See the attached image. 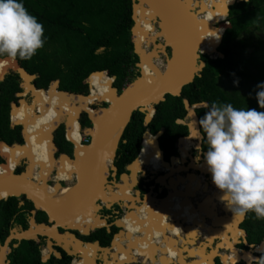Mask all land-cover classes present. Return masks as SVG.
<instances>
[{
    "label": "trees",
    "instance_id": "obj_1",
    "mask_svg": "<svg viewBox=\"0 0 264 264\" xmlns=\"http://www.w3.org/2000/svg\"><path fill=\"white\" fill-rule=\"evenodd\" d=\"M18 2L23 3L28 12L37 18L44 29L42 37L44 41L43 47L29 60L17 59L31 73H37L40 76L37 83L39 88H45L51 82L49 90L48 92L44 91L46 95L42 91H39V95L43 99L39 100L35 112L32 106H29L27 108H30V112L27 116H23L27 112L26 106L28 105L23 102L22 106L19 109H15L12 114V121L17 125L15 117L19 111L23 110L18 115L19 121L26 120L31 122L36 119L35 114L38 109L40 121L36 122V132L38 134L43 129H46L45 131L43 130L44 133L41 136L48 138L41 140L44 149L40 146L31 147L34 164L28 176L34 168H37L42 179L44 160L48 159L46 172L50 176L53 165L49 150L50 131L55 128V125H59L62 119H67L68 116L77 118L80 108L94 113L96 111V106L94 105H97L98 102H103L89 99L91 82L98 80L99 96L101 93V98L98 99H105L109 89V82L106 80L112 78L113 75L117 78L114 87L120 91L124 88L125 84L133 82L139 77V73L133 71L134 65L138 60L137 56L133 53L131 41V29L134 26L132 20L133 1L18 0ZM222 9L223 7L220 8V13L216 16L218 22L225 21ZM228 20L231 23V28L225 31L219 47V52L224 54V58L211 59L209 56H202V61L206 63V67L201 76H197L192 84L183 89L181 97L167 96L165 102L156 106L157 115L148 127L144 126L145 115L143 113L137 111L133 114L123 134L118 150V157L115 161V165L118 166L121 172L124 171L126 165L131 164L139 157L142 150L143 135L146 131H150L155 135L157 132L164 130V135L161 138L163 147L167 150L168 156L177 154L175 149L177 139L188 134L187 127L175 123L177 119L183 118L186 114L183 103L184 99H187L191 105L208 103L206 107L198 110L200 119L203 118L208 107L213 102L217 104L231 103L237 109L246 110L247 108H254L257 111H264V109L259 108L256 99V93L259 91L257 85L264 83V0H249L235 3L230 7ZM138 29L136 36L139 42L142 34V26L139 24ZM224 29L225 27L221 25L219 30L212 32L220 38ZM213 33L208 31L210 38L206 39L216 49L221 40L214 41L215 37ZM7 61L8 59H3L0 60V63ZM88 77V81L85 82ZM12 79L13 77L9 76L4 82H0V142L13 145L22 143L23 140L21 130L17 127L11 128L9 123L10 105L16 100L13 94L14 84ZM233 79H239V83L242 86L234 84L226 85L228 81H233L234 83ZM54 80H61L63 82V90L71 93L86 91V96L77 98L76 96L63 94L57 90L56 84L59 82L57 83ZM94 98L97 99L95 96ZM93 106L95 109H93ZM56 113L57 118L55 117ZM83 122L85 124L89 123L87 117L83 119ZM28 129L32 128L28 127ZM72 132L76 147H78L80 156H82L83 150L79 148L82 141L79 122L74 121L73 127L68 123L66 137L70 141H74ZM187 139L188 137L179 140L178 147L181 143H185ZM64 146L72 148L69 142H65ZM144 147H148L154 155H161L154 138L150 135L147 137ZM25 148L26 146L12 149L1 145L0 152L7 158L8 163L13 162V165H17ZM205 149L207 151L206 143ZM42 150H45V152ZM143 153L148 155L150 161H160L162 163V157L152 156L146 149L141 154ZM66 161L68 159H64L61 162ZM3 162L0 157V164ZM69 166L72 165L66 164L60 170L61 173L59 174H61L63 179L67 178L63 170H67ZM21 200L11 197L7 201L0 202V243L2 244L8 234L10 226L8 222L21 211V208L18 207ZM167 203L169 202L167 201ZM27 204L26 207H33L30 202ZM183 205L186 204H175V215L180 216V207ZM208 205L206 206L207 209L213 207H209ZM154 207L155 213L157 209ZM171 210L172 205L169 204L166 214L159 209L158 212L161 213V215L159 214L160 219H153L154 222L148 221L149 224H153L159 228L163 227L158 231L146 227L149 235L152 234L151 238L157 236L158 232L163 231L165 226L162 225V217L173 216L171 215ZM191 216L198 218L197 214ZM25 218V214H20L17 222L22 224ZM131 220L133 226L141 224L134 217ZM170 226L173 225H167V227ZM241 227L247 233L248 245H259L264 241V219H257L254 213L249 212ZM103 240L104 245L109 244V240ZM243 248L247 249L248 247L243 245ZM258 248L261 250L260 253H264V243ZM22 249V251L25 250L28 253H40L38 245L31 242H24ZM223 257L228 258L227 256ZM224 261L227 264L230 260L224 259ZM257 264H264V255Z\"/></svg>",
    "mask_w": 264,
    "mask_h": 264
},
{
    "label": "water",
    "instance_id": "obj_2",
    "mask_svg": "<svg viewBox=\"0 0 264 264\" xmlns=\"http://www.w3.org/2000/svg\"><path fill=\"white\" fill-rule=\"evenodd\" d=\"M241 1H249V0H235L232 3H229L227 6L223 7L222 9L223 13L226 15L225 21L213 24L212 22H209L207 19L198 20V17L195 14V12L190 10L189 8L190 0H133V19L135 21V26L132 29L133 35L131 39L135 43V52L140 57V63L137 65V67L142 69L141 75L137 77L133 82L128 84L126 87H124L120 93L114 87L116 76L113 75L112 76L114 79L113 84H112L113 93L110 97V100L107 102L105 101L98 102L97 105H94L96 106V109H95L96 111L94 113L86 111L83 108H80V110H78V113H77L78 119L81 118V115L84 114L85 112L92 123V128L86 129L84 131V134L90 138V142L87 145H81V148L83 150L82 156L78 155V149L77 147H75L73 157L62 154L60 155L59 158H57L56 152L58 151V147L54 143V132L57 130L58 125H55V128L49 133V137L51 138V142H52V148L54 151V154H53L54 163H56L58 160L63 161L64 159H68L72 163V165H74V167L76 168V171L74 174V176H76V184H75V189L71 196V199L68 200L63 205L59 206L57 210L52 209L50 206L49 207L40 206V204H43L41 202L42 191L40 190L36 191V189L34 188L35 181L26 179V173L29 171V167L31 166L29 159L24 157L19 162L17 167L14 170H11L10 167L7 166L8 165L7 158L0 152V156L2 160L4 161L2 164H0V192L6 193L5 197H0V202L7 201L11 197L21 198L25 196L27 200L31 201L34 204L36 210L42 211L45 214H47L50 222L53 224V226L51 227L45 224L38 225L36 224L35 220L32 219L31 220L32 226L36 230H34L33 227H31L29 230H25L22 232H19L16 229H14L12 231L11 236L8 237L5 243L4 244L0 243V264H9L7 260H8V253L11 252V248L9 247V245L12 240L15 239L18 241H22V240L36 241L38 238V235L50 236L53 233H55L57 235L56 237L58 238L61 236V233L58 231V227L62 229H74L71 226L72 224L71 222L73 221L75 215L77 214L81 215V213L93 207V209L95 210V216L100 218V216H98L97 213L103 208L101 204H104L107 209H111L114 204H120L121 201H124V198L120 197L119 199L113 202H108L107 193H109L108 191H114L113 185L111 184L109 177L111 175L115 177L116 172H117V167L114 165H110V164L111 163L113 164L116 158V152L118 149L119 141L122 138L127 126L129 125L133 114L137 111L143 113L145 115L144 126L148 127L152 121V119L148 120L149 110H153V113H155L156 106L165 102L167 96H172V97L182 96L183 89L186 86L192 84L195 81L197 76L200 77L201 73L206 67V63L202 61V56H209L210 58H212L213 56V55H210L209 53H203L201 51L200 42L202 40L201 38L202 32L215 31L218 29V27H220L221 25H224L225 27L224 33H223V36H224L225 31L231 28V23L228 20L230 16V7L233 6L235 3L241 2ZM195 3L199 5L198 6L199 9H203V2H200L198 4V1H195ZM138 6H141L142 10L144 11L148 10V7H150L154 12L152 14L151 21L154 25H158L159 27L158 32L163 31V28L166 27V29L169 31L172 37V45H168L166 41H164L165 42L164 44L158 43V40H160V38L154 37L152 39L155 41L153 43L155 45V49H156V46H159L160 49L163 48L164 50L167 47L171 48L172 56L170 58H167V66L169 64V60L172 61V66L170 69H168V67L166 66L165 70H161L154 61V58L156 59V57H153L151 64H152V67L154 68L153 71L155 72V76H149L150 82L144 76L142 65L143 63H146V61H149L148 60L149 58H147V55H152L155 49L152 52H148L146 53V55H143L142 51H144V49L140 48L135 41V34L139 30L137 26L138 22L135 16V9ZM198 7L196 8L197 12H198ZM205 13L206 12H202V16L205 15ZM198 22L205 23L203 27L204 29H202L201 31H198V24H199ZM223 36H222L221 42L218 44L216 51H215L216 52L215 54H217L219 58H224V54H222L218 50L222 43ZM159 56L160 55L157 52V57ZM6 59H11V58H6ZM0 60H3V59L0 58ZM9 68H13L14 71L19 72L23 78L24 77L27 78L28 84H30L31 80L34 79L33 76H29L26 73V71L22 67L19 66L18 62L15 59L14 64H12V66L10 67H6L3 70L2 74H0V81L4 80V76L8 73ZM102 72H108V71H102ZM56 82L58 83V81ZM56 85H59V83ZM29 88L32 92L35 91V88L33 86L30 85ZM63 94L74 96V97L76 96L74 95V93H69V92L63 93ZM184 103H185L187 110L193 117L192 124L190 125L191 135L193 134V128H194L196 132L195 137L198 138L201 133L198 132L199 118L196 112L199 109L206 107L208 103L204 102L200 104L191 105L187 99L184 100ZM104 104L106 105L101 106ZM14 107H15V104L13 105V108ZM191 111H193V113H191ZM120 123H123L124 125L121 129V135H120L119 141L117 142L114 151L112 152L111 155H109V158L107 160V157L105 156L106 155V137L108 133L116 125ZM178 123L183 124L184 122L182 120H179ZM23 126L25 129V124H23ZM67 127H68V123H67ZM147 133H149L152 136H156L158 138L157 147L162 156V163L164 162V165L169 166V163H167L164 160V154L160 148V140L163 137L164 132L159 131L156 135H153L150 131H146L143 135V142H142V147H141L142 150H143L144 137ZM23 134H24L25 141H27L25 130H23ZM181 139L183 138H180L179 140ZM199 141L202 142L201 139H199ZM71 143L75 145L74 142L71 141ZM1 145H5L12 149L23 148L26 146V145H19V144L8 145L5 142H1L0 146ZM198 148H200V144H198ZM142 150H141V153H142ZM140 155L136 160H134L131 164L127 166V171L131 172V177L129 178V176L126 173L122 174L121 180L124 182V184H115L116 187L122 189L126 187V185L129 183L128 181L130 180L132 181V183H130L132 185L131 188L137 184V174L138 173H134V170L131 169V167L137 163L138 159L140 158ZM24 159H28L29 161L26 171L18 174L16 173V169L19 167L20 163ZM173 159H177L179 163L180 161L181 163L184 162V159H180L178 156H173L171 158V161ZM180 168L184 169L185 167L180 166ZM56 171L57 170L55 168L52 174ZM200 171L202 172V170ZM153 172L156 173L157 170L154 169ZM204 175L205 176L210 175V179L212 178L211 173H206ZM161 179L162 177H160L157 180V182L163 185L164 183H162ZM172 180H171V183H172ZM134 181L136 182L135 184H134ZM47 182L48 180L45 182L42 181L41 184H45L46 186H48ZM211 183H212V179H211ZM57 185H59L60 188L63 187L61 185V182H59V184ZM208 186L206 185V188ZM161 191L162 190H160V192ZM171 191L172 192L168 193L167 198H169V196H171L172 194H175L177 192L179 193L182 192V191H177L175 189H172ZM148 195L152 196V198L154 199V204L156 205L160 204L158 205L160 206L159 207L160 211L166 214V212L168 211L169 203L164 202V200H166L167 198L160 199L158 197L159 196L158 194H154V192L151 193V191L145 195V198ZM130 198H131L130 201L139 200L140 203L142 202L141 206H135L136 207L135 209L142 208V206L144 205L143 203L145 202V198L144 200H141L140 198H134L133 196H130ZM207 200H210L209 196L206 197L202 202L198 203L196 207L197 208L202 207V204H204ZM151 206L147 209L148 218H151L154 216V213H153L154 206L152 207ZM134 212L135 210L132 209L128 214H131ZM35 213L36 211H33V214ZM246 216L243 218L235 217L233 222L236 221V223L235 225H231V229L229 233L232 235L234 231L233 228H234L236 232H239L241 234V237L244 238V243L248 244V242L245 239L246 231L241 228V225L244 223ZM155 217H157V215H155ZM228 217L233 218L234 216L232 214V216L228 215ZM211 219L213 218L211 217ZM218 220L221 222H219ZM215 221L220 223L221 228L220 229L217 228L216 230L220 234L226 229L225 223L222 222V217L220 216L216 217V219L213 221L212 223L213 226L217 225L215 224ZM123 223H124L123 219H118L116 221V225L120 229L118 234L125 232V234L128 235V232L122 229L124 227V225H122ZM228 227L230 226L228 225ZM158 228L159 227L156 226V229ZM86 233H89V231H86ZM118 234H116V236ZM72 237L75 238L73 235ZM166 237L170 238L169 235H167ZM51 238L55 239V237H51ZM57 238L55 240H57L58 244L61 245L62 243ZM115 238H114V241L112 242V246H114ZM143 238H144V235L142 236V239ZM77 242L80 244L82 248L83 247L82 242L80 241H77ZM238 243H240L239 239L236 244ZM263 243L264 241L257 246L253 244L249 245L250 250H243L242 253H246L247 255L249 253H253V251H256L255 249L259 247L260 245H262ZM87 245L97 246L98 250L102 251L103 253L104 251L110 252V249H111V248L101 247L98 242L85 244V246ZM235 245H234V250L238 251ZM151 246L154 247L155 245L153 244ZM63 248L66 250L67 253H72L73 255L81 254V252L70 250L69 247L66 248L65 245H63ZM227 249L231 251L229 248ZM251 249H254V250L251 252ZM212 252L213 250H211L210 253H208L207 251L208 255L212 254ZM106 254L104 255L106 256ZM214 256L215 257H213V259L210 261V264H215V258L218 256V253L217 254L215 253ZM156 260L159 261L160 259L156 257ZM222 260H223V257H222ZM239 260L240 259H238V261ZM147 262L150 264H155V263L161 264L160 262H153L150 259H148Z\"/></svg>",
    "mask_w": 264,
    "mask_h": 264
},
{
    "label": "flooded vegetation",
    "instance_id": "obj_3",
    "mask_svg": "<svg viewBox=\"0 0 264 264\" xmlns=\"http://www.w3.org/2000/svg\"><path fill=\"white\" fill-rule=\"evenodd\" d=\"M133 1V0H132ZM148 9H149V7H148ZM132 10H133V5H132ZM152 9H149V11L147 10V12L149 13V14H153V11H151ZM132 20H133V22H134V26H135V21H134V19H133V13H132ZM133 26V27H134ZM158 26V25H157ZM219 28V27H218ZM133 29V28H132ZM132 29H131V35H133L132 34ZM209 38H210V35L207 33L206 34ZM162 42H163V44L165 43L164 41L165 40H162V39H160ZM160 40H158V43H161V41ZM131 41H132V39H131ZM135 41H136V37H135ZM132 44H133V53L137 56V58H138V60H137V62L135 63V65H134V68H133V71L135 72V73H139V76L141 75V71H142V69L141 68H139V67H137V65L140 63V57H139V55H137L136 54V52H135V43L132 41ZM155 49V45L154 44H152V48L149 50V51H147V52H152L153 50ZM158 52V54L160 55V56H162V55H165V57H168V58H170L171 56H172V50H171V48L170 47H167L165 50H164V52H162L160 49L157 51ZM159 56V57H160ZM0 58H2V59H6V58H8L7 56H0ZM218 58V57H217ZM211 59H213V58H211ZM156 59L154 58V61H155ZM16 61L18 62V64H19V66L20 67H22L25 71H26V73L29 75V76H33L34 77V79L33 80H31V82H30V84H26V80H25V78H23L21 75H20V73L19 72H17V71H14L13 70V68H9V71H8V73L4 76V80L3 81H0V82H4L9 76H11V77H13V79H12V81H13V86H14V92H13V94H14V97L16 98V100L14 101V102H12L11 103V105H10V114H9V123H10V127L11 128H15V127H17L18 129H20L21 130V133H22V140H23V142L22 143H16V144H19V145H28V143H27V141H25V139H24V134H23V130H24V126H23V124H17V125H15L14 123H13V121H12V114H13V111L15 110V108L16 109H19L21 106H22V103L24 102V103H26V104H28V105H35L36 107H35V109L37 108V106H38V102H39V100L40 99H36V100H34L35 99V97L33 96V92L31 91V90H28V88H27V86H33L34 88H35V91H40V90H43V91H46V92H48V90H49V87H50V84H51V82L50 83H48V85L45 87V88H39L38 87V85H37V83H38V79L40 78V76L36 73V74H34V73H31L26 67H24V66H22L21 64H20V62L18 61V59L16 58ZM12 66V65H11ZM10 67V66H9ZM147 67H148V69L150 70V65L147 63ZM205 69V68H204ZM143 73H144V76L146 77V76H149V75H152L153 73L152 72H147V71H145V70H143ZM147 73V74H146ZM91 76V75H90ZM89 76V77H90ZM88 77V78H89ZM87 78V79H88ZM149 78V77H148ZM87 79L85 80V82L87 81ZM117 79V78H116ZM234 80V83H233V81H228L227 83H228V85L229 84H234V85H236V86H242V84L241 83H239L240 81H239V79H233ZM54 81H58L59 82V85H57V90L59 91V92H62V93H68L69 91H66V90H63L62 89V86H63V82L61 81V80H54ZM116 81V80H115ZM53 82V81H52ZM232 82V83H231ZM114 84H115V82H114ZM227 85V84H226ZM117 89V88H116ZM118 90V92L120 93L121 91L119 90V89H117ZM0 92H1V87H0ZM88 92H90L89 90H88ZM69 93H71V92H69ZM74 93V92H73ZM86 91H79V92H76V93H74V95H76V97L78 98V97H81V96H86ZM112 93V86H111V88H110V90H109V94H111ZM74 97V96H73ZM94 97V96H93ZM167 98V97H166ZM103 100V99H102ZM101 99H98V100H96V101H102ZM184 100H186V99H184ZM34 101H36V103H34ZM95 101V100H94ZM104 102V101H103ZM184 103V102H183ZM15 104V107L13 108V105ZM106 104H104V105H101V106H105ZM100 106V107H101ZM27 107V106H26ZM26 109V108H25ZM93 109H95L94 108V106H93ZM184 110L186 111V114L183 116V118H181V119H177L176 121H175V123L177 124V125H182V126H185V127H187V130H188V134H186L185 136H181V137H179L178 139H177V142H176V144H175V149H176V151H177V154L176 155H172V156H168V154H167V150L163 147V145H162V142H161V140H160V148H161V150L163 151V154H164V160L167 162V163H169V166H167V165H165L166 167L164 168V166H163V169L161 170V171H158L157 170V172L155 173V172H153L154 170H152L151 168H149L148 167V169L147 170H141V171H139L138 172V174H137V184L136 185H134V187H132L131 188V196H133L134 198H140L141 200H144V198H145V195L146 194H148L150 191H151V193H153L154 192V194H158L159 196V198L160 199H165V198H167V196H168V193L169 192H171V190L169 189V186H171L172 184L174 185V188L175 189H177L178 187H179V185H178V179H176V178H178L179 176H181V177H187V179L189 178V177H191L192 175H193V173L197 176V178H198V181H196L195 182V184L196 183H198V186H199V189H201L202 188V186H203V188H202V190L204 189V188H206V185L208 186V189H210V187H211V179H210V175H207V176H205L200 170H198V169H195L194 170V168H193V166L194 165H200V166H198L199 168H202L201 167V165L204 163V153H206V149H205V143H203V141L202 142H200V141H198V143H193L191 146H189V148H188V153H190V155L191 154H193V152H194V150H198V152H200L201 153V159H203V160H201V161H193L192 162V160H193V157H192V155L191 156H189V157H186V154H185V151L187 150V144H189L190 143V139H191V131H190V125L188 124V123H186V121L187 120H189L188 119V116L189 117H191V119H190V122L192 123V121H193V117H192V115L189 113V111L187 110V108H186V106H185V103H184ZM34 112H35V110H34ZM36 112H37V114L39 113L38 112V109L36 110ZM197 113V116H198V118H199V115H198V111L196 112ZM157 115V109H156V112L152 115V121H153V119L155 118V116ZM85 117H87V120H88V124H85L84 122H83V119L85 118ZM148 118H149V113H148ZM79 120V123H80V125H81V134H82V141H81V145H87L89 142H90V138L89 137H87L85 134H84V131L86 130V129H89V128H92V123H91V121H90V119L88 118V116L86 115V113L84 112V114H82L81 115V118H79L78 119ZM179 120H182L184 123L182 124V123H178V121ZM199 120H200V118H199ZM38 121H40V120H38V119H34L33 121H32V129H28V128H26V131H27V134H28V136H29V148H27V151H28V159H29V161H30V165H32L33 166V164H34V157H33V152H32V149H31V147H33V146H36V147H41V148H43L44 149V147H43V145H42V142L41 141H38L37 139H36V135H37V132H36V122H38ZM151 121V122H152ZM67 123H68V120L67 119H62V122L58 125V128H57V130L54 132V143H55V145L58 147V151L56 152V157L57 158H59L60 157V155H62V154H65V155H68V156H70V157H73V155H74V150H75V145H73L72 143H71V141L66 137V134H67ZM163 132H164V130H162ZM158 133V132H157ZM156 133V134H157ZM155 134V135H156ZM150 134H147V136H149ZM72 136H73V132H72ZM147 136L145 137V139H147ZM150 136H152V135H150ZM153 138H154V141H155V144L157 145V142H156V136H152ZM188 137V139H187V141L185 142V143H181L180 144V146L178 147V142H179V139L180 138H187ZM41 138H43L42 136H41ZM50 138V137H49ZM59 138H61V140H59ZM122 138H123V136H122ZM122 138L120 139V141H119V145H118V149H117V152H116V158H115V160H114V162H113V165L114 166H116L115 165V161H116V159H117V157H118V150H119V146H120V143H121V141H122ZM51 139V138H50ZM144 139V141H145V143H146V140ZM158 139V138H157ZM65 142H69L71 145H72V148L70 149L69 147H65L64 146V143ZM72 142H74L75 143V141H72ZM142 142H143V140H142ZM1 143V142H0ZM6 143V142H5ZM34 143V145H32ZM124 143H126V141H124ZM144 143V144H145ZM8 144V143H7ZM198 144H200V148H198ZM8 145H12V144H8ZM26 145V146H27ZM64 146V147H63ZM141 147H142V145H141ZM143 148H144V146H143ZM43 152H45V150H42ZM52 151H53V149L51 150V155L52 156H54L53 154L54 153H52ZM173 156H178L180 159H184V162L183 163H181V161H180V163L178 162V163H176V164H173V162L176 160V162L178 161L177 159H173L172 161H171V158L173 157ZM1 157V156H0ZM144 159H145V161L146 162H148V163H152L150 160H148L147 158H145V157H143ZM23 159V155H21V157H20V161ZM28 159H24L25 161H26V163H27V165H28ZM23 160V161H24ZM48 159H46V160H44V165H45V168L43 169V171H42V179H43V181H47V180H49V182H48V186H49V184L51 183V178H52V176H54L55 174L56 175H58L59 173H61V171H59L58 172V170L63 166V163L64 162H61L60 160H58L56 163H54L53 165H52V172H53V170L56 168V172H54L53 174H52V172H51V176L46 172V170H47V161ZM19 161V162H20ZM22 161V162H23ZM69 161V160H68ZM18 162V163H19ZM196 162V163H195ZM192 163V164H191ZM2 164V163H1ZM162 164H164V162L162 163ZM72 165V164H71ZM177 165V166H176ZM191 165V166H190ZM127 166L128 165H126L125 166V169H124V171L123 172H121L120 171V169L118 168V166H116L117 167V172H116V176L115 177H113L112 175L109 177V180L111 181V180H115V184H124V182L121 180V175L122 174H124V173H126L128 176H129V178L131 177V172H129V171H127ZM180 166H184V167H186V169H187V172H185V171H176L173 175H172V169H170V168H176V170L177 169H179V170H181L182 168H180ZM190 166V169L189 168H187V167H189ZM70 167V166H69ZM69 167L67 168V170H63V172L65 173V176L66 177H70L71 176V174H70V170H69ZM133 168V170H135V168H136V165H134V166H132ZM140 167V166H139ZM23 168V169H22ZM26 166H24V167H21V165H20V167L19 168H17L16 169V173H18V174H20V173H23V172H25L26 171ZM32 168V167H31ZM207 168V167H206ZM189 169V170H188ZM203 170H204V168H203ZM208 170V169H207ZM204 171H206V170H204ZM58 172V173H57ZM183 175H182V174ZM171 175V176H170ZM174 175H175V177H174ZM178 175V176H177ZM199 175H201V178L199 179ZM50 176V177H49ZM169 176V177H168ZM62 177V176H61ZM160 177H162V178H164L165 177V182H164V184L162 185V184H159L158 182H157V180L160 178ZM202 177H204L205 179H202ZM53 179V178H52ZM173 179V180H172ZM171 180H172V183H171ZM34 181H36L35 179H34ZM68 179H63L62 178V181H61V185L63 186V187H65L66 185H68ZM206 181V182H205ZM129 183H128V186H132L130 183H132V181L130 180V181H128ZM166 183V184H165ZM66 184V185H65ZM115 184L113 185V187H114V191L116 192L117 190H119V188H117L116 186H115ZM194 184V187H193V189H192V192H191V194L193 195V194H195V193H193V191H194V189H195V185ZM53 185H55V183H53ZM65 185V186H64ZM152 186H153V189H152ZM152 189V190H151ZM199 189L196 191V193L199 191ZM207 189V188H206ZM206 189H204V190H206ZM160 190H162L161 192H160ZM179 191V190H178ZM212 191V190H211ZM125 193H126V191H124ZM119 193H120V191H118L117 193H115L113 196H112V198H114V197H116V198H120L118 195H119ZM124 193V194H125ZM138 193V194H137ZM179 193V192H178ZM181 196H180V199L179 200H177V201H175V202H179V201H188V199L184 196V195H182L181 193H179ZM178 194V195H179ZM206 195L208 194V193H205ZM212 194H213V197L209 200V202L207 203V205L208 204H211L212 202H214L215 203V205H213V214H215L216 213V209H217V211H218V216H220V217H223L222 218V220H227V219H229L230 217H228V215L229 216H232L231 214L232 213H229V214H227L223 209H224V207H225V204H223L222 202H219L220 200H219V198L221 197V196H219V195H221V193L217 190V195L218 196H216L215 195V192L213 193V191H212ZM128 196V194H125V196ZM118 196V197H117ZM127 196H126V198H127ZM129 197V196H128ZM147 197V196H146ZM149 198V197H148ZM206 197H204V199H205ZM19 199H22L20 202H19V204H18V207L19 208H21V211L17 214V215H15L11 220H10V222H8L9 224H10V226H9V229H8V234H7V236H6V238H5V241L8 239V237L9 236H11V234H12V231L14 230V229H16L17 231H19V232H22V231H25V230H29L31 227H32V222H31V220L32 219H34L35 220V222H36V224H38V225H40V224H45V225H48V226H53V224L50 222V220H49V217H48V215L47 214H45L44 212H42V211H39V210H36V208H35V206H34V204L31 202V201H29V200H27L26 199V197L24 196V197H21V198H19ZM170 199V196H169V198H167L166 200H164V202H167L168 200ZM204 199H202L201 200V202L204 200ZM131 200V198H129V201H126V200H124V201H121V203L120 204H114L113 205V207L111 208V209H107L106 208V206L104 205V204H101V206L103 207L102 208V210H100L98 213H97V215L98 216H100V218L99 217H97V216H95V211L94 212H87V216L86 217H80V216H77L76 217V220L71 224V226H72V228H74V229H62V228H60V227H58V231L61 233V236H63V235H65L64 237L68 240H70V236L71 235H73L75 238H73L76 242L77 241H80V242H82V246L83 247H86L85 246V244H87V243H95V242H98L99 243V245L101 246V247H103V248H111V255H107L106 256V258L108 259L107 261H109V262H111V261H114L113 259V254H115L114 252H116L115 250L116 249H114L113 248V246H112V242L114 241V238H115V236H116V234H118L119 233V231H120V229L118 228V226L116 225V221L118 220V219H123V218H120L119 216L122 214V212H123V207L127 204L128 206H130V205H132V204H138L139 206H141V204H142V202L140 203L139 202V200H135V201H130ZM145 200H146V198H145ZM193 200V199H192ZM215 200V201H214ZM219 200V201H218ZM114 201V200H113ZM112 201V202H113ZM28 202H30L31 204H32V208H30V207H26L28 204ZM220 203V204H219ZM144 204V203H143ZM148 204V203H147ZM146 204V205H147ZM146 205H143L142 207H143V210H144V220H146V218H147V209H146ZM155 207H156V214L155 215H159V213L157 212V211H159V207L160 206H158V205H160V204H158V205H156V204H153ZM149 206V205H148ZM147 206V207H148ZM186 206H188V207H192L193 208V210H194V208H195V205L191 202V201H188V203L185 205V206H183L182 208H181V211L183 212V213H187V212H190L189 210H187V208H186ZM149 208V207H148ZM220 209V210H219ZM132 210V209H131ZM131 210H128L127 212H124V216H127V214L131 211ZM154 210V209H153ZM187 212H186V211ZM33 211H36V213L35 214H33ZM20 214H25V220H24V222L22 223V224H20V223H18L17 221H18V217H19V215ZM133 214V213H132ZM123 215V214H122ZM123 216V217H124ZM135 217V216H134ZM247 217V216H246ZM135 218H137V217H135ZM205 218V217H204ZM132 216H130V222H131V224H132ZM156 220L157 219H160V215H159V218L158 217H156L155 218ZM137 220L141 223V224H147V223H142V221H144V220H139L138 218H137ZM150 220V219H149ZM148 220V221H149ZM166 220H169L170 222H172V223H175L177 226H182V221H183V217L180 215H178L177 217H175V216H170L169 217V219L168 218H165V217H162V225H164V226H166V224H167V222H165ZM246 220V219H245ZM178 221H180V223H177ZM211 221H212V223H213V221H214V219H211V218H208L207 217V222H208V224L210 223V227H213V225H212V223H211ZM86 222H93L92 224H87ZM245 222V221H244ZM18 223V224H17ZM122 225H124V223L122 224ZM206 225H207V223H206ZM125 226V225H124ZM209 227V226H208ZM209 227V228H210ZM219 229L221 228V227H218ZM242 228V227H241ZM124 231H126V229H125V227H123L122 228ZM132 229L133 230H135V231H138L139 232V235H136L135 237H133V241L134 242H136V243H139L140 244V242L143 240V239H145V236H146V239H148V240H150V235H149V233L147 232V230H146V227H143V228H139V229H135V228H133L132 227ZM243 229V228H242ZM205 230H207V229H205ZM244 230V229H243ZM86 231H89V233H86ZM143 231L145 232V234L146 235H144L143 234ZM161 233V232H160ZM160 233L157 235V236H155V237H152L151 238V244L153 245V243H154V239H156L157 237H160ZM70 235V236H69ZM122 235H124L125 236V232H123L122 234H120V237L122 236ZM144 235V238L142 239V236ZM169 235V234H168ZM69 237V238H68ZM96 237H98V239H96ZM228 237H230V233H229V235H228ZM171 238H173V237H170V238H167L168 239V241H169V245L171 246V248L173 249V250H175V251H177V246H174L172 243H171ZM72 239V240H73ZM103 239H105L106 241H108L109 240V244L108 245H104L103 243H104V240ZM135 239H136V241H135ZM246 241L248 242V239H247V233H246ZM73 240V242H74V244H76V247H77V243L75 242ZM5 241H4V243H5ZM239 241H240V243L238 244V248L240 249V251L241 250H250V248H249V245L248 244H245L244 243V238L243 237H239ZM24 242H31V243H35V244H37L38 245V247H39V252L40 253H28V251H22L23 249H22V247H23V243ZM146 242V243H145ZM222 242V240L221 239H215V244L214 245H216V243H221ZM3 243V244H4ZM51 243V244H50ZM143 243H145V244H150V242L149 241H143L142 242V244ZM2 244V243H1ZM63 243L61 244V245H59L58 244V242H57V240H55L54 238H51L50 236H44V235H38V238H37V240L36 241H29V240H22V241H18V240H12L11 241V243H10V245H9V247L11 248V252L10 253H8V260H7V262L9 263V264H91V263H88V262H86V260H85V257L86 256H88V254H90V253H81V254H77V255H73L72 253H67L66 252V250L63 248ZM114 245H115V243H114ZM243 245L244 246H246V247H248L247 249H245V248H243ZM70 248V250H72V251H74L75 250V248H73V247H69ZM221 249V248H220ZM220 249H218L217 250V252H218V256L215 258V264H218V263H220V264H224V262H223V260H222V256H221V254L219 253L220 252ZM223 249H226V251L227 252H229V250L227 249V246H224V248H222L221 249V251L223 250ZM238 249V250H239ZM212 249H207V251H208V253H210V251H211ZM90 252V251H89ZM232 253H229L228 255H227V257H229L230 255H231ZM242 254H244V253H242ZM246 254V253H245ZM249 254H253V256L256 258V259H253L250 263H248L243 257H241L240 258V260L239 261H236L235 263H233V264H257V263H259L260 261H261V257L264 255V253H256V251H253V253H249ZM59 255V256H58ZM187 256V258H188V254H186ZM100 256H103V260L100 258ZM223 256H226V255H223ZM89 259L90 260H92L93 261V263L94 264H105L106 262V260H104V258H105V255H103V252L102 251H100V250H97V256H96V253H92V254H90L89 256ZM158 257V256H157ZM119 258H123V255H119ZM141 258V260H142V257H140ZM158 259H160V261H158V262H160L161 264H171L172 263V261H170V263H167V261L166 260H164V259H162V257H159ZM194 260H196V259H194ZM128 261H130V260H127L124 264H126ZM142 263H144V264H146L144 261H141ZM174 262H175V259H174ZM141 263V264H142ZM108 264V263H107ZM175 264V263H174Z\"/></svg>",
    "mask_w": 264,
    "mask_h": 264
},
{
    "label": "bare ground",
    "instance_id": "obj_4",
    "mask_svg": "<svg viewBox=\"0 0 264 264\" xmlns=\"http://www.w3.org/2000/svg\"><path fill=\"white\" fill-rule=\"evenodd\" d=\"M195 1L196 0H190V3H189L190 10H192V11L195 12V14L198 17V20L207 19L209 22H212L213 24L218 23V20H217V17L216 16L219 15L220 8L225 7V6H227L230 3V0H201V1L198 2V4L200 2H203V9H199V7H198L199 5H197L195 3ZM233 1H235V0H231V3ZM197 7H198V12L196 11V8ZM216 7L217 8L220 7V8H218L219 9L218 12H215L214 11V9H216ZM149 9H151V8L149 7ZM151 11H153V10H151ZM202 12H206L205 15H203V16L199 15V14H202ZM222 14L224 15V18H225L226 15L224 13H222ZM135 16H136V20L138 22L137 23V26H138V24L142 26L141 40L138 42L139 39L137 38L136 34H135V37H136V43H137V45L140 48H143L144 51H145V52L142 51V54L143 55H146V53H148L147 52L148 51L147 48L150 46V43L153 44L155 42L154 40H152L154 37L160 38L162 40H165L168 45H172V37H171L169 31L166 29V27L163 28V31H160V32L156 31L155 26H154V24L151 21L152 20V14H149L147 12V10L144 11V10H142L141 6H138L135 9ZM198 23H199L198 24V31H201L202 29H204L203 27H204V24L205 23L204 22H202V23L201 22H198ZM219 28L217 30H219ZM211 33H213V32H211ZM213 35H214L216 41L217 40H221L222 39V36H223V34H222L221 37L219 38L216 34L213 33ZM201 38H202V40L200 42L201 51L203 53H209L210 55H215L216 49L213 48V46L211 45L212 43L209 44V42H207V39L209 37L206 34H204V32H202ZM159 49H160V47L159 46H156V49H155L154 53L152 55H147V58H149L148 59L149 62L153 59V57H157V50H159ZM160 50L162 51L164 49L161 48ZM14 62H15V59H8L7 62L0 63V74H2L3 70L6 67H9L12 64H14ZM147 63H148L147 61H146V63H143V65H142L143 70H145L147 72L150 71V72L153 73L152 75H149V76H155V72L153 71L154 68L152 67V64H150V70H149L148 67H147ZM171 66H172V61L169 60L168 69H170ZM149 76H146V78L148 80H149V78H148ZM25 80H26V83L28 84V79L25 78ZM97 81L98 80H94L93 83L94 84H98L99 82H97ZM106 81L109 82L108 93H107V96H106L105 99H103V100L101 99L102 101H105V102L109 101L110 100V97L112 95V93L109 94V90H110V88H111V86L113 84L114 79L112 77V78H110V79H108ZM149 82H150V80H149ZM27 88H28V90H30L29 86H27ZM90 89H91V91H93V86L92 85H90ZM40 91H42L45 94V92L43 90H40ZM37 94L39 95V91H37V92L35 91L34 92V95H37ZM95 96H97V98H101V93H100V96H99V93L95 94ZM89 99L95 100V101L98 100V99H96V98L93 97L92 92H91V94L89 96ZM34 103H36V101H34ZM27 107H29V105H27ZM35 107H36L35 105H32L33 110H35ZM21 111H23V110H21ZM21 111H19V113ZM29 112H30V108H27V112L25 114H23V116H27ZM148 113H149L148 120L149 119H152V115L154 114L153 113V110H149ZM191 113H193V111H191ZM35 115H36V119L40 120V117H39L40 114H37L36 113ZM55 117L57 118V113L55 114ZM15 119H16V122L18 124H25V132H26V136H27V143H29V136L27 134L26 128H28V127L29 128L30 127L32 128V121L31 122H28L26 120L25 121H19L18 115L15 117ZM67 120H68V123L72 127H73V122L74 121L79 122V120L76 117H74V116H68L67 117ZM194 123H195V121H194ZM123 125H124L123 123H120V124L116 125L108 133V135L106 137V155L105 156L107 157V160L109 158V155H111L112 152L114 151L117 142L119 141V138H120V135H121V129H122ZM42 133H44L43 130L36 135V139L38 141H41V139H42L41 138ZM195 134H196V132H195V130L193 128V134L191 135V137L195 136ZM80 135L82 137V134H81V125H80ZM73 139L75 141L74 134H73ZM193 139H194V137H193ZM157 140L158 139L156 138V142H157ZM144 143H145V141H144ZM144 143H143V146H144ZM75 145H76V142H75ZM189 145H191V144H187V150L185 151L186 157L191 156L190 153H188V151H189L188 150V146ZM27 148H29V146ZM79 148H81V144H80V147ZM26 149L23 150V158L24 157L28 158V154L29 153H28V151H26ZM52 149H53L52 148V142H51V139H50V149H49L50 152H51ZM145 149L148 150L152 156H160V157H162L161 155H154V154H152L151 150L148 147H144L143 148V150H145ZM78 155L80 156V152L79 151H78ZM50 156L52 158V164H54L53 156L51 155V153H50ZM142 156L143 157H147V159L149 160V157H148L147 154H144V153L141 154L140 155V158L138 159L137 163L135 164L136 165V168L134 170V173H138L145 166L151 168L152 170L156 169L158 171H161L163 169V166H164V168L166 167L160 161H151L152 163H148V162L145 161V159ZM193 161H196V160L193 159L192 162ZM12 163L13 162L8 163L7 166L10 167L11 170H14L19 163L17 162V165H13ZM175 163H176V160L173 162V164H175ZM66 164H69L70 165L72 163L70 161H66V162L63 163V166L66 165ZM72 166H74V165H72ZM72 166L69 167L71 176H70V178L68 177L69 178L68 181H67L68 182V185H66L65 187H62V188H60V186L57 185V184L52 185V186H46L45 184H41V182L43 181V179H41L39 170L37 168H34L32 170V172H31V174L28 176V174L30 173V171L32 169L31 168L32 165L29 167V171L26 173V179H28V180L30 179V180H33V181L35 179L36 181H35V184H34V188L36 189V191H38V190L42 191V199H41V202L43 204H40V206H47V207L50 206L52 209L57 210V208L59 206L63 205L64 203H66L68 200L71 199V196H72V194L74 192L75 184H76V182H75L76 176H74L75 171H76V168L75 167H72ZM190 166L187 167V168L190 169ZM198 166H200V165H197V166L194 165L193 168L194 169H198V170H202V172L204 174L210 173L207 170L206 167L201 166L202 168H199ZM44 168H45V165H44ZM61 168L58 170V172L61 170ZM203 168L206 171H204ZM181 170H186L187 171L186 167L184 169L182 168ZM176 171H180V170L179 169L176 170V168L173 167L172 168V175ZM51 172H52V169H51ZM174 177H175V175H174ZM187 177H181V176H179L178 178H176V179H178V185H179V187L177 189H175L174 188V185L172 184L171 186H169V188L170 189H175L177 191L178 190L179 191H182L180 193L182 195H184L188 199V201H191L193 204H194V201L192 199L195 200V198L198 195H202L203 193L204 194H203V198L202 199H204V197H208V196L210 197V199L213 197L212 191L210 189H208V187H207V189L204 188L206 190H204V189L202 190L203 186H202L201 189H199V191L197 193H195L196 192L195 191L194 192L195 194L192 195L191 194L192 189L194 187L195 182L198 181V178H197V176L194 173L188 179H187ZM56 179H57V182L56 183L59 184V182L62 181L61 174H58L56 176ZM73 180H74V183H72ZM161 180H162V183H164L165 182L164 181L165 180V177L162 178ZM43 182H45V181H43ZM135 183L136 182L134 181V184ZM118 191L122 192L123 194L125 193L124 191H126L125 194H128V195L131 196V187L128 186V184H127L126 187H124L122 189L119 188V190H117L116 192H114V191H108L109 193H107V196H108L107 201L108 202H112L113 200L114 201L117 200L118 198H115V197L112 198V196L115 193H117ZM218 191L221 193V195H219V196H222V192L219 189H218ZM205 193H208V194L206 195ZM178 194H179L178 192L175 193V194H172L170 196V199L168 200L169 204L172 205L171 215H175L174 214L175 204H178L175 201L179 200L180 199V196H181L180 194L179 195ZM5 196H6V193L0 192V197H5ZM216 196H218V195L216 194ZM219 200H220V198H219ZM188 201L185 200L184 201V204H187ZM208 202H209V200H207L204 204H202V207H200V208H197L196 205L194 204L195 205L194 210L191 211V212H188L186 214L181 211V208L184 205L181 206L180 207V215L183 217L182 226H177L175 223L168 222L167 225L172 224L173 226L166 227L165 229H163V231H161V233L159 232L160 233V237H157L156 239H154V243H153L155 245L154 247H152L151 245L150 246L138 245L136 242L133 241V237H135L136 235H139V232L133 230L132 227L135 228V229H139V228H143V227H150V228H152V229H154L156 231H158L161 228H163V227H161V228L156 229V226H154L153 224H149L148 223V220L149 219H150V222H154L153 219H154L155 214H156V212L154 213V210H153L154 216L151 217V218H148L147 220H144V217L145 216H144L143 207L142 208H137L132 215L135 216V217H137L139 220H144V221H142V223H147V224H140V225H137V226H133V224H131V222H130V215L128 214V216H126L125 217V220H124V225H125L124 227H125L126 231L128 232V235L125 234V236L122 235L120 237V234L123 233L122 232V233H120V234H118L116 236L115 242H114L115 245H116V247H115V249H116L115 251L116 252H114L115 254H113V258H114L113 260L114 261H111V262L107 261L108 259L106 258V256L107 255H111L112 253L110 252L111 254H109V251H107V252L104 251V254L107 253L106 256H105L106 264L107 263L108 264H124L127 260H132L134 258H135V260H139L140 257H142L145 262L148 259H150L153 262H158L156 260V257L157 256L158 257H162V259L166 260L167 263H170V261H172L171 264H174V263L175 264H210V261L213 259V257H215L214 256L215 253L216 254L218 253L217 250L220 249V248H224V246H227L229 249H231V251H233V253L228 258L223 257L224 254L221 255L223 257V260L224 259H229L230 260L229 263H227V264L235 263L241 257H243L244 259H246L247 262H249L250 260L256 259L253 256V254L252 255L251 254H248L247 255L245 253L242 254V252H239L237 250H234V245L237 243V241H238L239 237L241 236V234L239 232H236V230L234 228H233V230H234L233 231V234L232 235L230 234V238L228 237L227 234H229V231L231 229V225H235V223H236V221L233 222V220H234L235 217L230 218V219H227V220H222V222L225 223L226 229L223 232H221L220 234L216 230H217L218 227H221L220 226V223H219L221 221H219V220H218L219 222H216L215 221V224H217V225H214L213 227H210L209 226L210 228L206 225V223H207V217L208 218H211L212 217L214 220L216 219V217H218L217 216L218 215L217 209H216V213L215 214H213V210H211V211L209 210L208 211V209L206 207ZM219 202H221V200ZM153 204H154V199L152 198V196L148 195L146 197L145 202H144V205H146V209H148V207H147L148 205L150 207L151 205L153 206ZM125 206H128V205L126 204ZM133 207H135V205ZM226 209H227V207H226ZM70 210H68V211H70ZM94 211L95 210L93 209V207H91V208H89V210L81 213V215L80 214L75 215V217H74V219H73V221L71 223H73L76 220V217L77 216L86 217L87 216V212H91L92 213ZM229 213H231V212L228 210V214ZM159 214L161 215V213H159ZM196 214H197L198 218L197 217H189L191 215H196ZM209 216H211V217H209ZM163 217L169 218L170 216L169 217L168 216H163ZM201 217H205V218H201ZM86 223L87 224H92L93 222H86ZM177 223H180V221H178ZM211 223H212V221H211ZM228 225L230 227H228ZM33 229L36 230L34 227H33ZM201 229H207L206 232L209 233V237H208L207 244H202V246H200L198 249H194V248L187 247V245H193L194 243H196V240H197L198 236H200L199 233H200V230ZM37 232H38V230H37ZM144 234H145V232H144ZM154 234H158V233H154ZM168 234H172L173 235V238H171L170 240H171V243L174 246H178L180 244V242L184 244L183 245L185 247L184 250H186L187 251V254L189 255L188 258L189 257H193L192 261L188 262V259H187L186 255H185V253H183L184 250H181L180 249V250L175 251V250H173L171 248V246L169 245V241L167 240V237H166ZM151 235H150V240H147V241L150 242V244L152 242L151 241ZM183 235H186V237H182ZM56 236L57 235L55 233H53V234L50 235V237H55V239L57 238ZM64 236L65 235L60 236L57 239H59V241L61 243H63L66 248L71 246V247L75 248L74 251L81 252V253H90V254L96 253V256H97V250H98L97 246L87 245L86 247H82L81 248L80 244L78 242H76L72 238V235L71 236L69 235L70 236V240L69 239L67 240ZM176 236L180 240H177L175 238ZM217 238L218 239H221L222 242L218 244V248L216 247L217 249L213 250L212 254L208 255L207 248L209 246H211V244L213 243V241L215 239H217ZM72 239L77 243V247H76V244H74V242H73ZM144 241H146V240L144 239ZM255 250H256L257 253H260L261 252V250L258 247ZM140 251H141V253H140ZM118 253H119V255L120 254L123 255V258L122 259L119 258ZM90 254H88V256ZM238 254H240L239 257H237ZM88 256L85 257L86 262L91 263V264H94L93 261L90 260ZM173 256L177 257V259H175ZM196 256H198V257H196ZM194 258H196V260H194ZM174 259H175V262H174ZM223 262H224V264H226L225 261H223Z\"/></svg>",
    "mask_w": 264,
    "mask_h": 264
},
{
    "label": "clouds",
    "instance_id": "obj_5",
    "mask_svg": "<svg viewBox=\"0 0 264 264\" xmlns=\"http://www.w3.org/2000/svg\"><path fill=\"white\" fill-rule=\"evenodd\" d=\"M43 25L18 0H0V56L31 59L43 47ZM256 99L264 109V83ZM204 160L220 200L234 217L264 219V111L231 103L208 107L199 120ZM257 246V245H256Z\"/></svg>",
    "mask_w": 264,
    "mask_h": 264
},
{
    "label": "rangeland",
    "instance_id": "obj_6",
    "mask_svg": "<svg viewBox=\"0 0 264 264\" xmlns=\"http://www.w3.org/2000/svg\"><path fill=\"white\" fill-rule=\"evenodd\" d=\"M196 1H201V0H196ZM218 8H220V7H218ZM217 7H216V9H214V11L215 12H218L219 11V9H218ZM149 11V10H148ZM199 15H201L202 16V14H199ZM155 26V29H156V31H158L159 30V27L157 26V25H154ZM210 32H212V31H210ZM208 32H204V34H207ZM161 41V40H160ZM214 41H216V40H214ZM160 44H163V42L161 41V43ZM152 48V44L150 43V46L147 48V50L149 51L150 49ZM219 50V49H218ZM164 50H162V52H163ZM218 57V55L217 54H215V55H213L212 56V58L213 59H215V58H217ZM167 58L168 57H165V55H162V56H160V57H156V60H155V63L158 65V67L161 69V70H165L166 69V66H167ZM148 62V64L150 65L151 63H152V60L149 62V61H147ZM168 67V66H167ZM88 81V80H87ZM131 83V82H130ZM130 83H127V84H125V86L124 87H126L128 84H130ZM91 85L93 86V91H91L92 92V94H93V96H95V94H97V93H99V91H98V84H94L93 83V81L91 82ZM101 85V84H100ZM228 85V84H227ZM90 90V89H89ZM35 92V91H34ZM34 92H33V96L35 97V99L34 100H38V99H41L42 98V96L41 95H34ZM37 92V91H36ZM95 97H97V96H95ZM43 99V98H42ZM98 99V98H97ZM33 105V104H32ZM32 105H29V106H32ZM16 109V108H15ZM19 113V112H18ZM17 115H19V114H17ZM42 115V114H41ZM188 119L189 120H187L186 121V123H188L189 125H191L192 123L190 122V119H191V117H189L188 116ZM44 131L46 130V129H43ZM43 131V132H44ZM41 135V134H40ZM196 136V135H195ZM195 136H193L194 137V139H193V137H191V141H190V143L189 144H193V143H198V141H199V139L197 138V137H195ZM44 139L45 138H48V137H43ZM42 138V139H43ZM41 139V140H42ZM50 139V138H49ZM28 145H29V143H28ZM28 145L26 146V148L28 147ZM191 145H189V146H191ZM189 146H188V148H189ZM25 148V149H26ZM192 155V157H193V159H195L196 160V162L198 161H201V160H203V159H201V153L200 152H198V150H194V152H193V154H191ZM29 158V157H28ZM204 161V163L201 165V166H203V167H207V165H206V162H205V160H203ZM176 163H178V161L176 162ZM175 163V164H176ZM20 165H21V167H24V166H26L27 167V163H26V161L24 160L23 162H21L20 163ZM20 165H19V167H20ZM110 165H113L112 163L110 164ZM18 167V168H19ZM23 169V168H22ZM143 170H147L148 169V167L147 166H145V167H143L142 168ZM195 170V169H194ZM180 171H182V170H180ZM183 171H185V172H187L186 170H183ZM182 174V173H181ZM183 175V174H182ZM198 176V175H197ZM53 178V179H52ZM52 178H51V183L49 184V186H52L53 185V183H55V184H58V183H56L57 182V179H56V174L54 175V176H52ZM70 178V177H69ZM68 177L66 178V179H69ZM199 178H201V175H199ZM65 179V180H66ZM202 179H205L204 177H202ZM48 182H49V180H48ZM48 182H47V184H48ZM61 182V181H60ZM75 182H76V179H75ZM72 183H74V180L72 181ZM71 183V184H72ZM116 182H115V180H111V184L112 185H114ZM199 183V182H198ZM198 183H196L195 185V189H194V191H193V193L195 192V191H197L198 189H199V186H198ZM119 184V183H118ZM200 184V183H199ZM212 184V183H211ZM66 185V184H65ZM64 185V186H65ZM214 185V184H213ZM211 185V187H210V190H212L213 191V193L215 192V195L217 194V188H216V186L214 185ZM114 188V187H113ZM152 189H153V186H152ZM196 193V192H195ZM138 194V193H137ZM204 194V193H203ZM203 194L202 195H198L196 198H195V200L193 199V201H194V204L195 205H197L198 203H200L201 202V200H202V198H203ZM127 196V195H126ZM126 196H125V194H123L122 192H120L119 193V197H123L124 198V200H126V201H129V198H130V195H128L127 196V198H126ZM116 198V197H115ZM119 199V198H118ZM176 203H184V201H179V202H176ZM133 206L135 205V206H139L138 204H132ZM132 205H130V206H124L123 207V212H122V214L119 216L120 218H123V220H125V217L126 216H124V212H127L128 210H131V209H133V210H136L135 208L136 207H133ZM213 205H215V203L214 202H212L211 204H209L208 206L209 207H211V206H213ZM185 206V205H184ZM130 207V208H129ZM149 207V206H148ZM186 208H187V210H189V211H193V208L192 207H188V206H186ZM213 209V207L212 208H208V211L210 210H212ZM227 214H228V210L226 209V207H225V209H223ZM130 216H132V217H134L133 215H132V213L131 214H129ZM124 216V217H123ZM159 215L157 214V217H158ZM135 218V217H134ZM156 217H154V219H155ZM137 219V218H136ZM153 219V218H152ZM151 219V220H152ZM169 219V218H168ZM165 222H170L169 220H166ZM207 226H210V223L208 224V222H207ZM167 226H165L164 227V229L166 228ZM17 229V228H16ZM207 230H205V229H201L200 230V233H199V235L200 236H198V238H197V240H196V243H194L193 245H187V247H190V248H194V249H198L200 246H202V244H207V241H208V237H209V233L208 232H206ZM159 233V232H158ZM186 234V233H185ZM169 236L170 237H173V235L172 234H169ZM182 237H186V235H183ZM177 240H180L177 236L175 237ZM145 240H148V239H146V236H145ZM168 240V239H167ZM144 241V239L140 242L141 244H142V242ZM146 243V242H145ZM145 243H143L142 245H148V244H145ZM215 244V241L211 244V246H209L207 249H212V250H215V249H217L218 248V244L219 243H216V245H214ZM239 244V243H238ZM238 244H236L235 246H236V248L237 249H239L238 248ZM184 244L183 243H181L180 242V244L177 246V250H184L185 249V247L183 246ZM115 247H116V245H114L113 246V248L115 249ZM186 247V248H187ZM217 247V248H216ZM228 248V247H227ZM222 249V248H221ZM221 249H220V254L221 255H228L229 253H233V251H229V252H227L226 251V249H223L222 251H221ZM231 250V249H230ZM254 249H251V252L253 251ZM239 252H242L243 250H241L240 251V249L238 250ZM110 252H111V249H110ZM109 252V254H111ZM183 253H185V255L187 254V251L186 250H184L183 251ZM103 255H104V253H103ZM187 256V255H186ZM175 259H177V257H175V256H173ZM196 257H198V256H196ZM100 258L103 260V256H100ZM188 259V262H190V261H192V259H193V257H189V258H187ZM194 259H196V258H194ZM104 260H106L105 258H104ZM143 260V259H142ZM141 260V258H139V260H135V258L134 259H132V260H130V261H128L126 264H141L142 261ZM252 260H250L248 263H250ZM106 262V261H105ZM145 262V261H144ZM146 264H150V263H148L147 261L145 262ZM106 264V263H105ZM142 264H144V263H142ZM156 264V263H155Z\"/></svg>",
    "mask_w": 264,
    "mask_h": 264
},
{
    "label": "crops",
    "instance_id": "obj_7",
    "mask_svg": "<svg viewBox=\"0 0 264 264\" xmlns=\"http://www.w3.org/2000/svg\"><path fill=\"white\" fill-rule=\"evenodd\" d=\"M158 212V211H157ZM173 216H178V215H173ZM189 217H193V216H189ZM168 224V223H167ZM138 245H142L141 243L139 244V243H137ZM150 245H152V244H148V245H142V246H150ZM118 255H119V253H118ZM159 258V257H158ZM143 259V258H142ZM142 261H144V259L142 260Z\"/></svg>",
    "mask_w": 264,
    "mask_h": 264
}]
</instances>
